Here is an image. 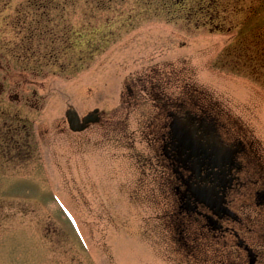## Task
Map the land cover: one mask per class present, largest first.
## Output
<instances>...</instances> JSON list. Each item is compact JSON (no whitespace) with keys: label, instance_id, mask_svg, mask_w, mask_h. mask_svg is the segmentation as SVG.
I'll list each match as a JSON object with an SVG mask.
<instances>
[{"label":"rangeland","instance_id":"rangeland-1","mask_svg":"<svg viewBox=\"0 0 264 264\" xmlns=\"http://www.w3.org/2000/svg\"><path fill=\"white\" fill-rule=\"evenodd\" d=\"M43 2L0 0V111L16 114L0 125V264H193L137 168L128 88L143 102L149 78L173 92L180 74L182 99L232 105L264 144V0ZM70 108L103 120L73 133Z\"/></svg>","mask_w":264,"mask_h":264},{"label":"flooded vegetation","instance_id":"flooded-vegetation-1","mask_svg":"<svg viewBox=\"0 0 264 264\" xmlns=\"http://www.w3.org/2000/svg\"><path fill=\"white\" fill-rule=\"evenodd\" d=\"M177 76L173 92L149 78L143 102L137 80L128 88L137 124L132 136L147 151L136 150L137 168L156 178L165 235L193 264H264V144L232 105L198 90L182 99ZM4 90L0 85V96ZM2 121L15 123V112L0 111ZM18 134L10 140L28 137ZM10 158L0 155V167L13 166Z\"/></svg>","mask_w":264,"mask_h":264},{"label":"water","instance_id":"water-1","mask_svg":"<svg viewBox=\"0 0 264 264\" xmlns=\"http://www.w3.org/2000/svg\"><path fill=\"white\" fill-rule=\"evenodd\" d=\"M66 117L69 127L73 132H82L88 127L89 124H96L100 121L98 110L90 113L83 119V121H81L77 111L74 109H69L66 112Z\"/></svg>","mask_w":264,"mask_h":264},{"label":"trees","instance_id":"trees-1","mask_svg":"<svg viewBox=\"0 0 264 264\" xmlns=\"http://www.w3.org/2000/svg\"><path fill=\"white\" fill-rule=\"evenodd\" d=\"M46 2L48 1L50 3L51 0H45ZM68 5H74L76 4L79 0H66ZM99 1V2H98ZM150 2H155V1H159V0H149ZM46 2H43L45 7L47 6ZM118 2V0H97L98 6L102 8L105 7H109L111 6L113 3ZM149 2V3H150ZM51 4V3H50ZM40 6V5H38Z\"/></svg>","mask_w":264,"mask_h":264}]
</instances>
